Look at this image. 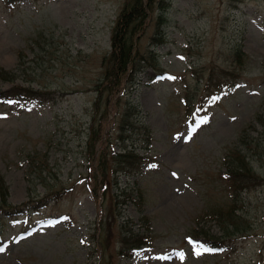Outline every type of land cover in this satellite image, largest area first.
<instances>
[{"label":"rangeland","instance_id":"1","mask_svg":"<svg viewBox=\"0 0 264 264\" xmlns=\"http://www.w3.org/2000/svg\"><path fill=\"white\" fill-rule=\"evenodd\" d=\"M125 1L23 0L10 8L0 0V68L15 72L0 77V92L16 86L52 92L49 100L0 103V174L9 185L7 200L18 205L32 196L35 201L57 194L34 212L32 224L25 222L24 211L8 230L0 264H264V0H168L167 42L151 53L166 74L154 80V67L145 63L130 90L142 122L154 131L149 154L158 164L139 179L144 202L127 201L122 214L112 206L113 217L104 210L102 230L96 229L100 205L80 179L88 172L94 118L108 107V83L99 87L103 59L111 52L112 30ZM158 14L156 5L137 60L148 56ZM237 46L248 60L242 73L233 53ZM233 67L231 74L242 77L238 88L220 104L209 103L205 126L192 132L186 101H202L213 92L212 74L215 80ZM109 98L118 106L114 119L119 122L128 94ZM112 133L119 150L117 128ZM231 148L246 156L261 178L233 207L246 220L239 224L246 236L233 235L214 253L209 237H223L225 230L209 213L232 203L220 176ZM38 162H44L42 171L35 167ZM118 180L120 188L134 183L124 175ZM110 191L107 209L116 199L115 183ZM142 215L154 229L153 246L133 259L121 257L124 225L141 231ZM197 231L202 235H194Z\"/></svg>","mask_w":264,"mask_h":264},{"label":"trees","instance_id":"2","mask_svg":"<svg viewBox=\"0 0 264 264\" xmlns=\"http://www.w3.org/2000/svg\"><path fill=\"white\" fill-rule=\"evenodd\" d=\"M14 1V0H10ZM141 0H131V4L125 8L121 17L119 18L118 25L115 29V33L113 36V52L109 59L110 68H107L105 80L102 87L106 83H108V90L109 93L107 95L108 101L109 96L114 89L120 88L122 85V79L125 76L127 71V63L132 59V49H133V41L135 38L136 33H138L143 28L144 23V13L141 12L139 7ZM245 55L242 54V57L239 59V73H242L244 69V60ZM0 76L4 78H9L10 75L7 71L1 70ZM107 88V87H106ZM103 91V89H99ZM27 91V90H26ZM29 92V91H27ZM32 94V93H30ZM102 95V93H101ZM99 109V105H97ZM140 109L137 105L131 104L127 108V111L123 117V121L121 124V128L123 132H126L127 126H133V118H138ZM145 129L146 134L149 136L150 131L147 126H141ZM102 130V127L101 129ZM122 137H124L122 135ZM120 158L122 161L120 162H131L132 159H138V155L134 154L132 151H129L125 154H120ZM230 158L227 162L229 168V184H230V192L229 194L232 197V201L237 198V195L240 194L243 188L249 187L257 181L259 178L257 174L253 171V168L249 165V163L245 160V156H242L240 152H233L232 154L228 155ZM141 158V157H140ZM106 168V167H105ZM4 182L0 180V186L3 194L5 193ZM3 201H6L4 198ZM233 202L228 205L226 208H216L212 209V212L218 218V220L227 228L226 231L229 229L230 225H235L237 231L238 222L240 220V216H238L234 211ZM0 208H2L0 206ZM136 241H132L131 246H138L141 242L138 237H136Z\"/></svg>","mask_w":264,"mask_h":264},{"label":"snow or ice","instance_id":"3","mask_svg":"<svg viewBox=\"0 0 264 264\" xmlns=\"http://www.w3.org/2000/svg\"><path fill=\"white\" fill-rule=\"evenodd\" d=\"M153 167H155V165H153ZM175 175V174H174Z\"/></svg>","mask_w":264,"mask_h":264}]
</instances>
